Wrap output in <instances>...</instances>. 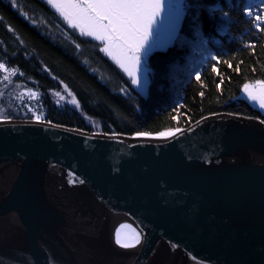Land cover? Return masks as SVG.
I'll list each match as a JSON object with an SVG mask.
<instances>
[{"label": "water", "instance_id": "95a60500", "mask_svg": "<svg viewBox=\"0 0 264 264\" xmlns=\"http://www.w3.org/2000/svg\"><path fill=\"white\" fill-rule=\"evenodd\" d=\"M41 121L0 122V264H264L263 120L138 139Z\"/></svg>", "mask_w": 264, "mask_h": 264}, {"label": "trees", "instance_id": "16d2710c", "mask_svg": "<svg viewBox=\"0 0 264 264\" xmlns=\"http://www.w3.org/2000/svg\"><path fill=\"white\" fill-rule=\"evenodd\" d=\"M15 2L13 8L12 0H0V63L16 69L8 80L0 71V115L8 119L39 115L57 126L125 137L187 129L225 113L264 121L261 110L240 98L245 84L264 81V24L257 31L242 15L246 5L257 12L261 0H215V27L201 16L205 35H181L167 50L156 48L146 95L129 87L128 77L99 51V42L80 36L46 0ZM183 30L189 31L187 22Z\"/></svg>", "mask_w": 264, "mask_h": 264}, {"label": "snow or ice", "instance_id": "6c2138e0", "mask_svg": "<svg viewBox=\"0 0 264 264\" xmlns=\"http://www.w3.org/2000/svg\"><path fill=\"white\" fill-rule=\"evenodd\" d=\"M46 3L70 28L78 30L80 36L91 37L99 42V51L126 74L130 82L129 87L135 88L141 86L142 75L143 82L147 83V65L153 49L157 46L161 30L166 25L172 29L175 39H180L181 35L194 39L196 33L205 35L201 16L207 15L214 27L218 23V9L213 6L215 0H178L175 4L171 0L167 4L166 0H46ZM11 6L16 7L15 0H12ZM220 14L226 21L232 20L229 11L220 9ZM242 15L250 17L252 26L260 31L261 24H264V0H261L259 10L255 13L251 5L244 6ZM185 22L189 24L188 32L183 30ZM205 42L201 40V44ZM218 59L217 55L211 56V61ZM211 70L214 73L217 71L215 64L211 66ZM0 71L8 73L3 77L4 80L16 74V69H9L3 63H0ZM199 76L200 72L196 71L195 78L199 79ZM121 91L127 94L128 90L122 88ZM243 92L249 100L264 109V81L257 80L254 84H245ZM175 119L174 116L173 120ZM35 120L42 122L39 115H35ZM0 122H8V118L0 115ZM183 131L177 128L155 137L151 133L138 131L133 138H169ZM80 183L83 184L84 181L80 180ZM122 228H128V225H122ZM140 240V233L134 230L130 238L123 240L121 232L116 233V243L122 248L135 247ZM176 246L178 245H174ZM198 264L202 262L198 261Z\"/></svg>", "mask_w": 264, "mask_h": 264}, {"label": "rangeland", "instance_id": "374dc122", "mask_svg": "<svg viewBox=\"0 0 264 264\" xmlns=\"http://www.w3.org/2000/svg\"><path fill=\"white\" fill-rule=\"evenodd\" d=\"M169 2V0H166V4ZM171 2L173 3V0H171ZM178 2V0H176V3ZM88 38H91V37H88ZM92 39V38H91ZM175 41V38L173 37V34H172V29L169 27V26H165V28H163L161 30V33H160V36H159V39H158V43H157V46L153 49V52L156 50V48H160V49H164V50H167L168 47L170 45H172ZM109 58V57H108ZM110 59V58H109ZM111 60V59H110ZM112 61V60H111ZM148 69H149V66L147 65ZM119 68V67H118ZM120 69V68H119ZM121 70V69H120ZM122 72V70H121ZM149 70L147 72V83H144L143 82V75H142V83H141V86L139 88H135V91L137 90L138 92H140L141 94L143 95H146V89H147V86L149 84L148 82V75H149ZM126 75V74H125ZM245 96V93L242 92L241 95H240V98H243ZM250 102V101H249ZM253 104V103H252ZM255 105V104H254ZM253 106V105H252ZM257 106V105H256ZM255 109L257 110H261L262 114L264 115V109H261L260 107H254ZM1 114V113H0Z\"/></svg>", "mask_w": 264, "mask_h": 264}, {"label": "crops", "instance_id": "0c3cea01", "mask_svg": "<svg viewBox=\"0 0 264 264\" xmlns=\"http://www.w3.org/2000/svg\"><path fill=\"white\" fill-rule=\"evenodd\" d=\"M243 99L250 101L251 104L253 103L252 105H253L254 107H259L258 103L249 100L246 94H245V96L243 97ZM254 104H255V105H254ZM256 105H257V106H256Z\"/></svg>", "mask_w": 264, "mask_h": 264}, {"label": "bare ground", "instance_id": "6f19581e", "mask_svg": "<svg viewBox=\"0 0 264 264\" xmlns=\"http://www.w3.org/2000/svg\"><path fill=\"white\" fill-rule=\"evenodd\" d=\"M164 133H167V132H164ZM162 134V133H161ZM155 137V136H154Z\"/></svg>", "mask_w": 264, "mask_h": 264}]
</instances>
